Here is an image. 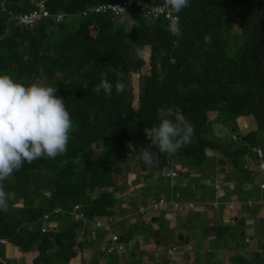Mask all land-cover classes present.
Masks as SVG:
<instances>
[{
	"label": "trees",
	"instance_id": "1",
	"mask_svg": "<svg viewBox=\"0 0 264 264\" xmlns=\"http://www.w3.org/2000/svg\"><path fill=\"white\" fill-rule=\"evenodd\" d=\"M41 1L51 17L33 27L19 25L16 17L37 10ZM127 1L0 0V73L57 88L73 122L64 154L24 163L0 182L7 198L0 210V237L23 254L25 264L78 259L82 222L72 221L69 213L81 205L89 221L111 217L116 180L131 160L142 172L161 173L179 172L173 164L183 158L192 171L205 169L210 153L217 152L223 158L217 163L229 158L234 168L226 180L244 173L238 182L242 188L254 180L249 168L240 167L241 160L263 163L258 138L264 136V0H190L179 14L174 12L179 36L167 30L169 20L151 17L136 5L120 16L111 9L96 12ZM56 16L63 17L60 23ZM138 46L143 57L136 53ZM101 73L114 85L110 97L93 91ZM117 85L123 91L117 92ZM162 107L183 114L194 134L175 154L152 146L147 165L138 155L150 144L144 129L158 123ZM248 117L256 130L236 139L239 148L206 134L207 126ZM60 207L67 212L61 215L65 221L54 229L51 223L59 217L54 211ZM233 264L256 263L243 257Z\"/></svg>",
	"mask_w": 264,
	"mask_h": 264
},
{
	"label": "crops",
	"instance_id": "2",
	"mask_svg": "<svg viewBox=\"0 0 264 264\" xmlns=\"http://www.w3.org/2000/svg\"><path fill=\"white\" fill-rule=\"evenodd\" d=\"M212 116L213 118L216 117L215 115ZM248 132L250 133V130H248ZM210 161L211 162H209V164L215 163L212 155H210ZM246 161L250 165H253L254 163L252 159H246ZM131 164H134V167ZM259 164L261 163H258V167ZM126 168L127 170L133 172V174H130V176L134 177L133 180H138V177L146 176L144 182H149V185H158L160 183H162L161 186L166 185L163 184V179L165 178V180L167 181V188L164 186L161 187L162 194L160 193L161 197L159 198V200L164 199L168 203H179V201L175 200L174 198L168 200V197H170L171 195L170 193H175L176 191H178L171 183L172 181L179 179L180 177L176 179L166 178L167 172H176L174 169L163 171L162 176L158 178V176H156L157 170L151 169L146 172H142L139 169H134L138 167L132 160ZM219 171L221 170L216 169V174H214V176L212 172L206 170V172L211 173L209 179L211 180L210 184H213L215 182V177H217L216 179L219 178L222 181L224 180L223 182H225L226 186L224 185L225 187H221L220 192H215V189L213 187L209 191L205 193L202 192L199 195L197 191L196 195L192 198L186 195L184 196V199L187 201V203L195 204V206L193 207L194 209L192 208L194 210L192 214L189 211H185V214L187 213L186 215L189 214L188 216H186L185 221H183V217H179L176 215L175 208L171 206H164V208H162V211H158L157 213H155L150 210V205L148 206V204H145L143 206L138 204L135 205V200L137 202L140 201V196H137V198L136 196L133 198L127 196L120 199V197L116 194L118 190L115 189L117 207L118 209H124L125 215H123V212H117V207H115L112 210L113 215L111 217H108V223H128V230H125L126 234L124 233V230L121 233L118 231L116 232L115 230L117 226H113V230L110 226L109 232L105 236H103L101 231L106 228V223L104 224V228L98 230L96 228V222L98 220H87L85 222H82L81 228L77 230V241L78 243L83 245V250H80V245L78 251L87 252V254H85V257H83L82 254H79V258L75 260H80L82 264L85 262L90 263L93 259H97L100 264H120V262H123V264H185V262H188L189 264H206L208 260L209 262H219L221 260L222 263L220 262L218 264H233V260L239 254L237 253V251H232L231 249H226L224 253L222 252L220 245L226 242V238L223 237V235L225 236L223 232L226 233L227 229L237 230L238 224L242 220L251 222L257 219L259 220L258 223H261V225L256 222L251 226L249 223H245V231L242 232V235L245 236V232L250 233V228L255 227L257 224L259 229L256 230L258 234H260V239L264 240V191L261 188H257V191L253 190L257 185L261 187V185L264 184V172L259 168V173L263 176L260 179V183H258V181L255 179L254 183H250L249 186L242 188L239 186L235 178H230L229 181L226 180L227 177L225 178L224 176L225 170L224 173ZM179 176H181L180 173ZM198 178H202V176L200 175V177ZM206 182L207 181H205V183ZM139 184L140 182L138 183V185ZM199 186H202V188L204 187V185L202 184H200ZM198 189L199 188L197 187L196 190ZM248 190L249 194L247 193ZM248 200H255L257 201V204L248 206L246 205V201ZM150 202H156V200H152ZM211 204L218 205V207H212ZM140 209H142L143 212H141ZM258 210L260 211L258 212ZM138 216L142 218L140 227L137 223H135ZM168 216H172V218L168 219ZM228 221L234 222V224L225 223ZM55 223H58V225L60 224L59 221H56ZM58 225L55 227L57 228ZM224 228H226V230H222ZM149 229L150 232H148ZM161 229H166L170 232L174 231V235L170 237L160 235L159 230ZM216 233L219 234L217 235ZM147 234L149 235L147 236ZM112 235H118L121 242L126 247L125 252L117 255V258L106 253V249L111 246ZM146 237L150 238L148 239ZM220 237H222L221 241ZM196 238H202V247H196ZM253 239L249 241V238H244L245 245L243 244L244 250L242 251L245 256L241 257L246 258L251 263H254L251 260L254 259L256 255L262 254L264 251V247L261 246H255L253 248H249L247 246L250 245ZM211 244H216L218 247L215 251L212 248L214 254L212 253V251L210 252ZM237 245L238 247H240L239 243ZM155 247L158 249L163 247L162 249L164 250L160 251V253L163 252V254L158 256V259L156 261L152 259L153 257L155 258ZM172 248H177L178 251L175 252L173 256L168 257L165 252L167 249L169 250ZM6 251V258L11 260V262L22 261V253L18 252V250H16L14 247L8 245ZM253 254L254 258H251V255ZM86 256L90 258L87 259ZM193 257L195 259H193L194 261H191ZM213 258L215 259V261L212 260ZM183 260L186 261L184 263H181ZM74 264H77V261H75Z\"/></svg>",
	"mask_w": 264,
	"mask_h": 264
},
{
	"label": "clouds",
	"instance_id": "3",
	"mask_svg": "<svg viewBox=\"0 0 264 264\" xmlns=\"http://www.w3.org/2000/svg\"><path fill=\"white\" fill-rule=\"evenodd\" d=\"M189 3L190 0H165V7L179 14ZM167 30L172 35H180L177 18L169 22ZM136 53L139 57L145 54L139 46ZM113 87L107 74L101 73L100 82L93 91L97 95L103 91L110 97ZM115 87L117 92L123 91L122 86ZM56 93L57 88L52 86L38 82L24 84L7 73H0V182L20 170L24 163L43 157L54 159L67 151L73 122L64 100ZM157 117V124L144 129L146 139L150 141L148 148L138 154L147 165L152 163V146L162 153L175 154L191 142L194 134L190 122L172 107L159 108ZM6 199L0 191V210L6 208Z\"/></svg>",
	"mask_w": 264,
	"mask_h": 264
},
{
	"label": "rangeland",
	"instance_id": "4",
	"mask_svg": "<svg viewBox=\"0 0 264 264\" xmlns=\"http://www.w3.org/2000/svg\"><path fill=\"white\" fill-rule=\"evenodd\" d=\"M214 118L218 119V116H216ZM254 124H255V122H254L252 117L240 118L239 120L236 121V124H228L226 126L225 125H221V126H217V125L207 126L208 129L206 130V134H208V136H210L212 139L222 142V144L225 147H230L231 149H236V148L240 147V143H238L236 141V139L238 137L243 136V140H244V136L249 133L248 130H250V132L255 131L256 129H255ZM229 125H231V127ZM225 130L227 131V133H225ZM258 142H260V143H262L264 145V136L259 137L258 138ZM210 155H212L213 158H215L214 161L217 160L216 158L220 157V154L217 153V152H212V153H210ZM182 159L183 158L178 159V160L176 159V161H174L173 165L177 166L175 169L179 171V172H176V173L178 174V177H180V178L172 181L171 184L174 187L179 186L180 187L179 189L183 193V195L181 196V194L178 193L180 191H176L175 193L172 192V193H170L171 195H170V197H168V200L169 199L171 200V198H174L175 200L179 201V203L175 202L177 204V207H173V208H175L176 215L179 216V217L180 216L183 217V221H185L186 216L189 215V214L186 215L187 213L185 214V211H189L192 214L193 211H194L193 207L195 206V204H193V203H187V201L184 199L185 198L184 197L185 193H186V196H188V197H194L196 195L197 191H198L197 193L199 195L202 192L205 193V192L209 191L210 189H212L214 187L215 192H220L221 191L220 188L226 186L225 182H223L224 180L222 181L219 178L216 179L217 177H215V182L213 184H210L211 180H209V179H210L211 173L206 172V170H209L210 172L215 173L216 169L217 170L218 169H224L225 170L224 176L226 178V177H229L230 175H232L234 173V168L230 165L229 162L231 160L228 158V160L225 161V163H223V164L217 163L215 161V163L212 162L213 164H207V166H205L206 167L205 169H202V170L195 169V170L190 171V170H188L187 167H185L187 165L185 163V160H182ZM221 159H223V158L220 157L219 158V162H221ZM208 162H211L210 159H209ZM243 164L245 165V167H247V169L248 168L250 169V176H251L252 180L256 179L258 181V183H260V179L264 175L263 176L260 175L258 164L253 163V165L252 164L250 165L247 161H245V159H242L240 167H242ZM131 165L134 167V164H131ZM134 169H138V168H134ZM162 173H163V171L161 173L157 172L156 176H158V178H160L162 176ZM179 173L181 174V176H179ZM183 173H185L184 176H183ZM130 174H133V172L127 170V168L124 167L122 176L119 177L116 180V187L118 188L117 189L118 192L116 194H117V196L120 197V199L122 197H127V196H129L130 198H133L135 196L137 198V196H140V201L137 202L135 200V202H136L135 205L138 204V205H142L143 206L145 204H148V206H149L150 203H151L150 201H152V200L158 201L159 198L161 197V194H162V188L161 187L164 186V187L167 188V181L165 180L164 177H163L164 178L163 179V184H166V185H162L161 186L162 183H160L158 185H149V182H147V183L144 182V180L146 179V176L138 177V180L137 179L133 180L134 177L130 176ZM200 175L202 176V178H198V177H200ZM243 175H244V173L240 172V173H238V175H235L234 177L236 178L237 182H239V181L241 182L243 178H246V177H243ZM200 181H202V182H200ZM205 181H207V182L205 183ZM133 182H134V184H133ZM139 182H140V184L138 185ZM200 184L204 185V187L202 188V186H199ZM187 186H189L188 187L189 189H186ZM197 187L199 188L198 190H196ZM110 191H112V188L110 189ZM222 192H223V190H222ZM247 193L249 194V190H248ZM247 193H245V194H247ZM116 207H117V205H116ZM212 207H218V205L213 204ZM140 210H141V212H143L142 209H140ZM116 211L117 212H121V213L123 212V215H125L124 209H122V208L118 209V207H117ZM159 211H162V209L159 210ZM259 211L260 210H258V212ZM153 212L157 213L158 211H153ZM176 215H175V217H176ZM57 216H59L57 220L60 223L65 221V220H62V218H61L62 216L61 215H57ZM167 218L171 219L172 216H168ZM69 220H70V218L67 219V221H69ZM141 220H142V218L140 216H138L137 220L135 222V223L138 224L139 227L141 226ZM101 221L103 223V227L102 228H104V224L106 223V228H104L101 231L103 236H105L109 232L110 226H111L112 230H113V226H117L115 231L116 232L118 231L120 233L123 232V230H124V233H125V230H128V226L129 225L126 222H124V224L122 222H120L119 224L115 223V222L108 223V218H103ZM230 221L225 222V223L234 224V222H230ZM251 222L246 221V220H242L238 224L237 230L227 229L226 233L223 232L225 234V236H223V237L226 238V242L220 245L221 250H222L223 253L226 251V249L227 250L231 249L232 251H237V253L239 255H237L236 258H235L236 262H237V257L245 256L243 254V251H242V250H244L243 249L244 248L243 244L245 245L244 238H246V237L249 238V241L254 238L253 241L250 243V245H247L249 248H253L255 246L264 247V240L260 239V234H258V232L256 230V229H259L257 224H256L255 227H251L250 228V233L249 232H245L246 233L245 236L242 235V232L245 231V223H249L250 226H251L255 222L258 223L259 220L255 219L254 221H251ZM132 224H134V223H132ZM258 224L261 225V223H258ZM57 225H58V223H55V222L51 223V226L54 229L56 228L55 226H57ZM102 228H100V229H102ZM100 229H98V230H100ZM148 232H150V229H149ZM153 232H155V231H153ZM159 233H160V235H163L165 237H170V236L174 235V231L170 232L169 230H166V229L159 230ZM216 234L218 235L219 233H216ZM148 235L149 234H147V236ZM130 238H131V234H130ZM146 238L149 239L150 237H146ZM196 239H197V243H196L197 246L196 247H199V246L202 247L203 246V243H201V239L202 238H200V239L196 238ZM221 240H222V237H220V241ZM145 242H146V240H145ZM230 242H233V243H230ZM238 243H239L240 247L236 246ZM162 248L163 247H161L159 249L156 248V247L154 248V251H155L154 256L156 258V259L154 257L152 258L154 261H156L158 259V256L163 254V252L160 253L161 250L164 251ZM212 248L215 251L216 248H218V247H217L216 244H211L210 252L212 251V253L214 254V251H213ZM6 250H7V247H0V255H1L0 257L1 258L5 257V261L0 262V264H9L11 262V260L6 258V255H7V251ZM80 254H82V256L85 257V254H87V252H81ZM165 254H167V256L170 257L168 252H165ZM86 257H87V259L90 258L88 256H86ZM22 258H23V259H21L22 261L11 262V263L12 264H25L24 263V261H25L24 260V256ZM251 258H254V254L251 255ZM193 259H195V258L193 257L191 261H194ZM212 260L215 261L214 258ZM75 261H77V264H82L80 260H74V261L71 262V264H74ZM185 261L186 260H183L181 263H184ZM251 261L256 263V264L264 263V251H263L262 254L256 255L255 258L252 259ZM208 262H209V260H208ZM220 262L222 263L221 260L219 262L218 261L217 262H213L212 261L211 263L212 264H218ZM122 264H123V262H122ZM185 264H189V263L185 262Z\"/></svg>",
	"mask_w": 264,
	"mask_h": 264
},
{
	"label": "built area",
	"instance_id": "5",
	"mask_svg": "<svg viewBox=\"0 0 264 264\" xmlns=\"http://www.w3.org/2000/svg\"><path fill=\"white\" fill-rule=\"evenodd\" d=\"M37 7V10L32 11L30 14H25L23 16L16 17V20L18 21L19 25L21 26H27V27H33L35 26L39 21H41L44 18H50L51 15L47 11L45 3L43 1L39 2ZM133 5H136L138 9L146 13L147 15L154 17V18H161L164 17L165 19L171 21L173 18L178 17L175 15L174 11L171 8L165 7V0L161 4H157L154 0H128L124 4H118L109 6L108 8H97L96 12H104L106 9H111L117 16L123 15L127 13ZM56 23H60L62 21V16H56L55 18L52 17ZM260 158L263 157V152L258 150L257 151ZM260 170L264 172V163L260 164ZM178 177V174L174 171H170L166 173V178L168 179H175ZM261 189L264 191V184L261 185ZM257 201L249 200L247 201V205H254ZM177 207V204L174 202L168 203L164 199H160L159 201L152 202L150 204V210L152 211H159L163 207ZM54 213L56 215H60L62 213L66 214L67 212L63 210L62 208H57ZM70 216H73V219L75 222H82L86 221V215L82 211V207L80 205H76L72 212L69 214ZM47 219V218H46ZM103 227V223L101 220L96 222V228L100 229ZM45 231V230H43ZM0 243H5L6 240L0 238ZM125 247L120 242V237L118 235H112L111 237V246H109L106 251L109 255L117 256L125 252ZM191 250V249H190ZM162 251V250H161ZM177 248L167 249L166 252L170 256H172L175 252H177ZM122 264V263H121Z\"/></svg>",
	"mask_w": 264,
	"mask_h": 264
},
{
	"label": "bare ground",
	"instance_id": "6",
	"mask_svg": "<svg viewBox=\"0 0 264 264\" xmlns=\"http://www.w3.org/2000/svg\"><path fill=\"white\" fill-rule=\"evenodd\" d=\"M173 169V168H172ZM169 170V169H168ZM73 219V216H71ZM5 240V239H4ZM8 246V241L6 240V244L5 243H0V247H7Z\"/></svg>",
	"mask_w": 264,
	"mask_h": 264
},
{
	"label": "water",
	"instance_id": "7",
	"mask_svg": "<svg viewBox=\"0 0 264 264\" xmlns=\"http://www.w3.org/2000/svg\"><path fill=\"white\" fill-rule=\"evenodd\" d=\"M236 246H238V245H236ZM237 261L238 262H241L242 261V258L241 257H237Z\"/></svg>",
	"mask_w": 264,
	"mask_h": 264
}]
</instances>
